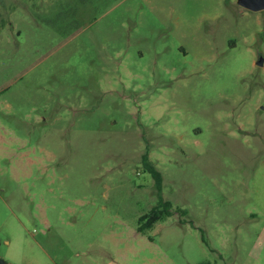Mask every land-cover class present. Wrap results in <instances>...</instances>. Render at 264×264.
<instances>
[{
	"label": "rangeland",
	"instance_id": "rangeland-1",
	"mask_svg": "<svg viewBox=\"0 0 264 264\" xmlns=\"http://www.w3.org/2000/svg\"><path fill=\"white\" fill-rule=\"evenodd\" d=\"M0 260L264 264V10L0 0Z\"/></svg>",
	"mask_w": 264,
	"mask_h": 264
},
{
	"label": "trees",
	"instance_id": "trees-1",
	"mask_svg": "<svg viewBox=\"0 0 264 264\" xmlns=\"http://www.w3.org/2000/svg\"><path fill=\"white\" fill-rule=\"evenodd\" d=\"M150 170L152 172V176L160 187L162 181L160 173L155 171L153 168ZM170 208L171 204L169 202H165L160 199V202L156 207L139 218L138 230L140 232H144L146 229L152 228L157 222L165 220L171 214Z\"/></svg>",
	"mask_w": 264,
	"mask_h": 264
},
{
	"label": "water",
	"instance_id": "water-1",
	"mask_svg": "<svg viewBox=\"0 0 264 264\" xmlns=\"http://www.w3.org/2000/svg\"><path fill=\"white\" fill-rule=\"evenodd\" d=\"M237 4L253 12H259L264 10V0H237ZM0 264L5 263L0 260Z\"/></svg>",
	"mask_w": 264,
	"mask_h": 264
},
{
	"label": "crops",
	"instance_id": "crops-1",
	"mask_svg": "<svg viewBox=\"0 0 264 264\" xmlns=\"http://www.w3.org/2000/svg\"><path fill=\"white\" fill-rule=\"evenodd\" d=\"M232 1H235V0H232Z\"/></svg>",
	"mask_w": 264,
	"mask_h": 264
}]
</instances>
